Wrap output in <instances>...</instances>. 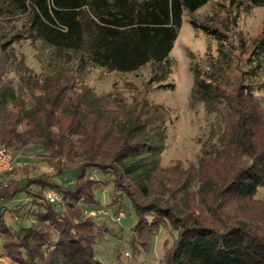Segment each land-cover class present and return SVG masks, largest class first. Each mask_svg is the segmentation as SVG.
Masks as SVG:
<instances>
[{"label": "trees", "instance_id": "obj_1", "mask_svg": "<svg viewBox=\"0 0 264 264\" xmlns=\"http://www.w3.org/2000/svg\"><path fill=\"white\" fill-rule=\"evenodd\" d=\"M209 2L0 0V147L39 150L52 171L36 174L15 161L11 172L1 174L8 178L0 181V258L11 264H107L96 246L111 234L110 216L124 211L134 212L136 224L128 240L124 229L117 236L134 257L149 251L164 229L173 240L165 242L163 264H264V211L255 203L264 189V123L257 106L264 90V34L251 46L243 38L235 45L228 30L213 26V16L208 23L191 17L219 43L206 71L192 67L191 93L192 103L204 104L220 122V144L203 158L215 162L216 176L159 182L166 121L153 120L145 105L120 117L91 90L72 93V77L64 72L70 65L79 76L92 68L132 73L150 66V82L174 90L172 52L184 15ZM228 3L236 16L264 7V0ZM23 41L50 50L59 68L54 75L28 77L15 48ZM225 76L233 83H224ZM69 172L76 173L73 182L57 180ZM102 189L109 205L102 206ZM48 190L61 201L51 202ZM101 207L107 216L89 215Z\"/></svg>", "mask_w": 264, "mask_h": 264}, {"label": "rangeland", "instance_id": "obj_2", "mask_svg": "<svg viewBox=\"0 0 264 264\" xmlns=\"http://www.w3.org/2000/svg\"><path fill=\"white\" fill-rule=\"evenodd\" d=\"M228 4V0H210L196 14L188 15L186 13L184 15L183 26L172 52L175 66L169 82L175 83L174 90L159 89L158 86L151 83L150 66L132 73L109 72L104 69L92 68L84 71L83 76L77 74V68L73 65L64 68V72L69 73L72 77V81L69 83V90L72 93L82 94L86 90H91L96 99H101L103 107L114 109L120 117L128 115L134 108L139 110L141 106L145 105V110L151 112L153 120L166 121L169 137L162 158V167L165 171L159 176L158 181H176L186 178L188 174L193 176L196 174L217 175L216 172L220 170L219 168L217 171L213 169L215 162L210 161L209 158L203 161L205 152L211 154L220 144L218 116L217 114H208L204 104H193L191 98L195 84L192 67L197 65L206 71L207 60L218 55L219 43L202 29L196 28L190 20L192 17L200 23H208L207 20L213 16V26L228 30L235 45H240V40L243 38L246 44L251 46L252 41L264 34V7L255 8L251 12H243L236 16L234 12H229ZM15 48L18 54L25 58L29 68L28 77L30 74L42 77V75L56 73L58 67L54 65L51 52L41 43L32 45L29 41H23L20 44H15ZM240 65L243 66V63L241 62ZM238 75L239 73L236 71L235 76ZM222 81L226 84L233 83L228 76H225ZM16 85H18L17 81ZM36 93L40 94L38 91ZM257 97L260 100L257 102L258 109H260L259 114L263 117L264 123V90L258 93ZM9 150L16 164H21V166L29 164L36 174L52 172L42 163L38 155L39 150L31 149L25 153H15L11 149ZM75 175V172H69L57 180L69 184L74 181ZM98 176L103 178L101 175ZM7 178L8 175L0 174V181L7 180ZM48 193L56 194V201H61V196L56 191L48 190L46 196ZM98 196L102 206L110 204L107 189L100 190ZM23 198L24 195H20L17 200ZM125 201L128 210L132 212L131 201L128 198ZM255 203L261 211H264V189L257 195ZM89 215L107 216L108 212L101 207L99 210H91ZM102 220L101 218L100 221ZM107 222L111 234L105 238L102 237L103 240L101 239L97 244L99 258H102L107 264H112L113 260H115L113 264H163L162 258L165 250H168L165 242L168 241V244H171L173 240V236L168 231L161 230L154 236L150 250H139L138 255L134 257L128 250L127 243L117 236L118 232L120 234V230L124 229L125 241L128 240L129 230L136 224L134 212L131 215L124 211L120 212L118 215L110 216ZM144 240L146 239L144 238ZM118 253H120L119 261L117 260ZM0 264H11V262L1 257Z\"/></svg>", "mask_w": 264, "mask_h": 264}, {"label": "built area", "instance_id": "obj_3", "mask_svg": "<svg viewBox=\"0 0 264 264\" xmlns=\"http://www.w3.org/2000/svg\"><path fill=\"white\" fill-rule=\"evenodd\" d=\"M14 166L15 160L11 151L8 148L0 147V174L12 171ZM46 197L52 202L57 199V195L54 193H48Z\"/></svg>", "mask_w": 264, "mask_h": 264}]
</instances>
